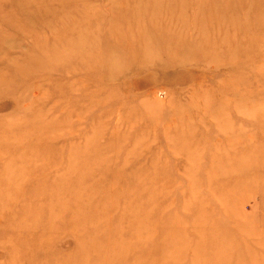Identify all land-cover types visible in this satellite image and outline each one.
I'll return each mask as SVG.
<instances>
[{"label": "rangeland", "instance_id": "374dc122", "mask_svg": "<svg viewBox=\"0 0 264 264\" xmlns=\"http://www.w3.org/2000/svg\"><path fill=\"white\" fill-rule=\"evenodd\" d=\"M0 264H264V0H0Z\"/></svg>", "mask_w": 264, "mask_h": 264}, {"label": "bare ground", "instance_id": "6f19581e", "mask_svg": "<svg viewBox=\"0 0 264 264\" xmlns=\"http://www.w3.org/2000/svg\"><path fill=\"white\" fill-rule=\"evenodd\" d=\"M110 66V65H109Z\"/></svg>", "mask_w": 264, "mask_h": 264}]
</instances>
